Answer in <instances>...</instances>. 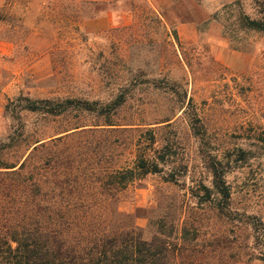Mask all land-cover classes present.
<instances>
[{
	"label": "rangeland",
	"instance_id": "1",
	"mask_svg": "<svg viewBox=\"0 0 264 264\" xmlns=\"http://www.w3.org/2000/svg\"><path fill=\"white\" fill-rule=\"evenodd\" d=\"M3 17L0 143L97 122L29 113L20 109L25 99L106 104L122 94L113 120L131 125L118 143H148L151 130L175 167L189 166L179 183L193 194L148 175L120 210L142 228L163 216L195 227L173 264H264V145L254 139L264 128V31L242 21H264V0H0ZM186 110L205 134L192 136ZM19 144L3 159L14 161ZM212 167L224 174L229 201L216 194Z\"/></svg>",
	"mask_w": 264,
	"mask_h": 264
},
{
	"label": "trees",
	"instance_id": "2",
	"mask_svg": "<svg viewBox=\"0 0 264 264\" xmlns=\"http://www.w3.org/2000/svg\"><path fill=\"white\" fill-rule=\"evenodd\" d=\"M242 21L250 30L264 31V21ZM24 101L20 109L29 113L50 118L74 113L75 119L86 113L97 122L92 129L78 130L84 125L75 120L52 135L21 140L24 149L11 162L3 154L20 145L19 135L0 143V264H173L176 252L185 248L188 229L195 227L163 216L142 228L119 205L148 175L193 194L184 181L179 183L189 166L175 167L169 145L156 146L151 130L146 131L148 143H118L115 135L131 125L113 120L125 104L122 94L106 104L67 98ZM184 114L194 138L205 134L200 116L189 110ZM256 130L261 133L254 139L264 145V128ZM210 171L216 194L229 201L224 174L215 167Z\"/></svg>",
	"mask_w": 264,
	"mask_h": 264
}]
</instances>
